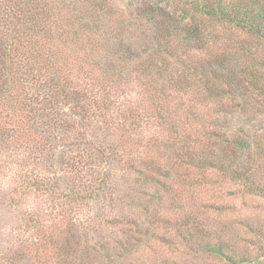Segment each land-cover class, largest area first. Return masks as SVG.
Masks as SVG:
<instances>
[{"label":"trees","instance_id":"1","mask_svg":"<svg viewBox=\"0 0 264 264\" xmlns=\"http://www.w3.org/2000/svg\"><path fill=\"white\" fill-rule=\"evenodd\" d=\"M111 2L0 0V151L15 148L27 154L19 160L15 190L21 196L14 201L11 194L10 199L20 206L31 192L38 193L52 208L70 211L66 231L57 237L43 230L40 214H25L21 221L33 232L23 243L26 253L11 245L7 264L26 259L28 264H116L135 254L141 258L140 246H150L153 239L146 231L169 222L161 210L153 209L156 213L138 231L128 229L120 245L96 231L93 217L132 197L118 188L132 174L139 176L142 192L148 184L158 186L154 197L159 203L174 188L168 182L172 174L188 180L190 175L180 170L191 168L200 169V180L224 170L239 192L264 199L256 175L258 161H264L261 120L256 148L243 121H236L235 131L222 139L210 127L204 134L199 131L209 142L210 160L202 158L197 167L190 158L181 161L183 148L191 143L188 125L196 121L192 113L199 94L230 106L232 113L254 106L264 115V0H192L171 13L167 3L159 7L155 0H138L129 12L136 21L112 12ZM195 51L204 55L195 56ZM234 55L243 60L236 71L227 68ZM137 90L141 98L130 100ZM180 115L191 118L182 121ZM155 123L160 131L152 143L137 140L145 126ZM158 142L159 153L154 151ZM126 218L117 217L120 226ZM185 218L174 225L173 237L157 241L190 247L199 237L207 242L203 255L226 264H264L261 229L263 240L255 248L260 255H254L211 239L193 217ZM34 248L45 256L41 259Z\"/></svg>","mask_w":264,"mask_h":264},{"label":"rangeland","instance_id":"2","mask_svg":"<svg viewBox=\"0 0 264 264\" xmlns=\"http://www.w3.org/2000/svg\"><path fill=\"white\" fill-rule=\"evenodd\" d=\"M156 1L159 7L165 6L167 3L169 13H171L173 9L174 12L180 11V8L185 3H190L192 0ZM137 2L138 0H112L111 11L114 13L119 12V14L124 15L123 17L129 15L133 19H129L128 21H136L135 17L137 18V15L134 12L131 15L129 12L130 10L133 11ZM171 6L173 8H170ZM214 28H218L217 24H215ZM232 38L235 40L239 39V37L235 38V36H232ZM172 44L174 45V43ZM218 50L216 46L213 52ZM178 52H181V49ZM193 54L200 56L204 55V52L195 51ZM161 55L162 57H170L164 54V52H161ZM241 59L236 58V55H234L227 60V68H233L235 71L236 69H240L242 65L239 64V61H243ZM138 93V90L133 92L130 95V100L134 98L140 99L141 97L138 96ZM196 99L197 101L193 105L194 110L192 113L196 116V121L191 123L192 120L191 122L188 121L191 117H187L186 115L179 116L180 120L189 122L188 128L191 134V143L188 147L183 148L181 161L184 160V162H187L190 158L189 161H192L196 166V164L200 165L201 161H204L202 158L210 160L212 155L207 153L210 151L206 148L209 142L206 138L199 137V131H203L204 134V129L210 127L217 132L215 135L219 139H222L227 134L235 131L236 126H238L235 123L236 121H243L240 125L248 129V138L252 146L256 148L259 138L258 135L261 132L258 130V126H262L264 123V115H258L255 112L256 107H247L246 113L243 109L232 113L230 111H234V109L227 106L225 101L219 102L220 104H225V106L218 105L209 102L202 94H199ZM190 104L192 103L190 102ZM251 118L256 120L255 123L257 126L254 122H251ZM259 120L263 122L260 125ZM145 127L146 130L144 132H139V138L137 140L143 139L145 144L147 141L152 143L154 141L151 139L152 135H158V124H148ZM261 129L264 130V126ZM159 134L162 135V133ZM164 134L163 132L162 136ZM139 151H141V148H139ZM154 151L157 153L161 151L160 142L155 145ZM217 153L219 154V151ZM22 155L27 156V154H23V151L15 150V148H12L11 152L6 154L0 151V264H7L8 260L6 259L11 245H15L20 252L23 251L26 253L23 243L28 235H32L33 232L32 229L29 230L27 223L21 221V219L29 211L42 216L43 230L54 237L60 235L62 231H66L67 216L70 213L69 208L62 211L61 208H52L54 204L48 198L38 193L33 194L32 192L24 198L20 206L15 205V199L17 196H21L18 193L16 194L15 188H18L19 173H21L19 160ZM220 156L219 158H221ZM257 166L260 167L256 173L258 182L264 186V161L259 160ZM182 172L185 176L190 175V178L184 177L188 180H183V178L176 179L174 174H172L168 182L170 186L173 184L174 188L164 196V199L160 203L157 197H154L159 190L158 186L148 184L149 186L147 185L148 188L146 191L142 192L140 191L141 183L138 179L139 176L132 174L128 181L121 180L118 185L123 195L130 193L132 197L126 198L124 204L120 203L113 211L107 207L103 212H97L93 216L95 217L94 219L97 218L98 222L96 231L104 232L101 236L105 237V239L111 238L115 245H120L121 241L125 240L127 237L125 233H127L128 229L132 230L136 228V231H138L139 226L142 227V223L148 219L147 216H151V213H156L153 209L161 210L163 220L169 221L165 223L164 228L162 226H155V229L151 228L149 231H146V228H141L146 231V235H151V238H153L151 245L147 246L144 243L140 246L143 251L141 258L137 259V254H135L131 256L132 259L129 261L123 263L120 261L119 263L154 264L156 260H159L163 264H226L215 257L203 255L201 251H203L202 249L207 242L204 243L199 237H196L199 242L196 243L194 241L190 247L188 245H181V243L176 246H169L168 244H162L157 241V237L162 238L163 235L167 239L173 237L176 231L174 225L182 221L180 218H185V216L193 217V223H200L199 225L204 227L203 229L209 234L211 239L216 240L218 238L225 240L228 241L226 242L227 244L234 246L237 251L248 250V252L254 255H260L259 251L255 248L256 244L261 242L264 236L263 234L260 238L258 233L260 229L264 232V199L255 195L246 196L244 193L239 192V186L234 181L226 179L224 170L223 172H208L201 180L202 172H200V169H182L180 173L182 174ZM195 181H201V184H190L195 183ZM11 194L14 201L10 199ZM102 204L105 207V201H102ZM107 205L111 204L107 203ZM117 217H127L126 219H129L132 225L126 223L125 219L120 226L119 221L121 219L118 220ZM134 232V230L132 232L129 231V234H133ZM96 235L97 237L99 236L97 233ZM97 239L100 240L99 237ZM207 241L210 242L208 244H214V241ZM39 246L44 247L42 245ZM34 249L35 252L37 251L39 253L41 259L45 256V251L41 252L40 250L39 252L38 249ZM5 256L6 259H4ZM28 263L29 260L26 259L24 263L20 264Z\"/></svg>","mask_w":264,"mask_h":264}]
</instances>
